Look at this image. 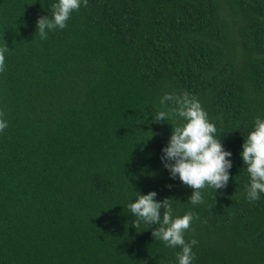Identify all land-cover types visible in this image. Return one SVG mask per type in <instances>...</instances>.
<instances>
[{"label": "trees", "instance_id": "16d2710c", "mask_svg": "<svg viewBox=\"0 0 264 264\" xmlns=\"http://www.w3.org/2000/svg\"><path fill=\"white\" fill-rule=\"evenodd\" d=\"M57 2L0 0V264H178L156 226H133L127 205L149 191L198 214L193 264H264V193L247 199L241 156L264 118V0H88L41 39ZM184 91L232 153L199 205L161 160L181 118L154 120Z\"/></svg>", "mask_w": 264, "mask_h": 264}, {"label": "clouds", "instance_id": "9594fccd", "mask_svg": "<svg viewBox=\"0 0 264 264\" xmlns=\"http://www.w3.org/2000/svg\"><path fill=\"white\" fill-rule=\"evenodd\" d=\"M81 5L87 7L88 0H58L52 4L51 16H41L37 20L40 38L47 39L49 31L64 29L72 13L78 11ZM9 51L6 42L0 46V72L5 70ZM169 102H172L171 107ZM160 104L163 108L154 114L156 122L176 120L177 117L182 120L171 124L169 142L162 149L163 166L173 179L178 176L183 184L193 189L188 199L192 205L202 204L205 202L203 189L212 188L216 191L227 186L232 167L228 157L232 153L224 149L217 136L215 123L196 96L187 91L165 92ZM3 117L4 113L0 111V132L8 127ZM241 156L250 176V183L246 185L247 199L254 202L264 193V118H255L253 129L244 139ZM156 196L155 191L147 194L138 192L135 201L127 205L135 217L133 226L137 229L141 222L156 226L152 230L155 240L162 241L169 248L180 249L176 253L178 264H193V247L198 241L194 237L186 240L185 234L191 230L193 220L199 219L198 214L189 210L182 216L174 215L170 198L157 201ZM161 208L164 209L162 215Z\"/></svg>", "mask_w": 264, "mask_h": 264}]
</instances>
